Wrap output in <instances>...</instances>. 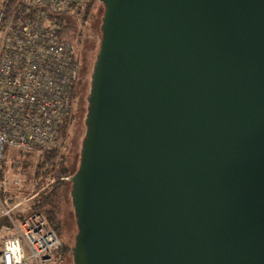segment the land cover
Returning a JSON list of instances; mask_svg holds the SVG:
<instances>
[{"label":"water","instance_id":"95a60500","mask_svg":"<svg viewBox=\"0 0 264 264\" xmlns=\"http://www.w3.org/2000/svg\"><path fill=\"white\" fill-rule=\"evenodd\" d=\"M98 1L73 264H264V0Z\"/></svg>","mask_w":264,"mask_h":264},{"label":"built area","instance_id":"2783aa9c","mask_svg":"<svg viewBox=\"0 0 264 264\" xmlns=\"http://www.w3.org/2000/svg\"><path fill=\"white\" fill-rule=\"evenodd\" d=\"M89 0H1L0 171L7 150L41 154L60 145L71 115L78 60L62 37L63 20ZM5 174L0 177V264H51L61 246L40 214L19 219L10 207Z\"/></svg>","mask_w":264,"mask_h":264},{"label":"rangeland","instance_id":"374dc122","mask_svg":"<svg viewBox=\"0 0 264 264\" xmlns=\"http://www.w3.org/2000/svg\"><path fill=\"white\" fill-rule=\"evenodd\" d=\"M103 12V5L96 1L88 14L79 17L73 24L74 26L67 27L62 34L64 39L72 43L77 58L80 60L82 71L75 89L71 118L69 117L70 119L61 132L58 147V160L64 161L63 164L68 171L67 175L61 179L53 177L39 184L42 180L36 174L35 165L40 162L41 154L29 156L12 150H7L5 153L7 166L5 176L7 180L10 184L16 180L20 183L17 188L8 186L6 196L11 199L8 205L12 207L20 201H25L22 206L17 207L16 216L19 213L27 214L26 212L29 211L28 209L35 198L44 191H50L51 187L57 184L56 182L61 183L57 188L54 201L56 203L55 222L59 226L60 241L69 250L68 254L62 258L61 264H73L72 249L77 227L70 198L71 183L69 178L74 175L79 166L81 144L86 130L84 122L88 106L87 98L90 91L92 70L101 41L100 25ZM20 161L31 162L33 167L22 169L18 166ZM54 263L53 261L51 264Z\"/></svg>","mask_w":264,"mask_h":264},{"label":"trees","instance_id":"16d2710c","mask_svg":"<svg viewBox=\"0 0 264 264\" xmlns=\"http://www.w3.org/2000/svg\"><path fill=\"white\" fill-rule=\"evenodd\" d=\"M96 1L98 2V0H89L85 4L84 7L79 8L77 10V12L74 16H66L64 18V20L62 21L64 31H65V29H67V27L74 26L73 24L75 23V21L79 17H82L86 13L88 14L89 11L92 9L93 4ZM100 32H101V30H100ZM101 35H102V33H101ZM77 82H76L75 87H74V94H75ZM73 100H74V96H73ZM70 118H68L65 121L64 125L60 129V135L64 129L65 124L67 123V121ZM19 153L22 155H29V156L34 155L31 153H29V154L23 153V152H19ZM63 162L64 161L62 159L58 160V147L50 150L49 152L41 153V160H40V162H38L35 165L36 174H37V176L39 175L41 177V180H42L39 184H42L47 179H51L53 177H55L57 179L58 178L61 179L63 176L67 175L68 171H67V168L65 167V165L63 164ZM18 166H20L22 169H29V168L33 167V164L31 162L20 161ZM18 166H15V167H18ZM6 167L7 166H6V158H5L4 163L2 164V170L0 171V177H3V175L6 173V171H7ZM56 183H57L56 185H53L51 187L50 191H48V192L44 191L37 198H35V200L33 201V203L31 204V206L28 209L29 211L26 213L27 214L36 213V214H40L41 216H43L47 222L48 227L51 228L57 234V236L60 239L59 226L55 222L56 203L54 201H55V197H56L55 195L57 193V188L61 183H59V182H56ZM6 195L7 194H3V196H6ZM27 214L19 213L17 215V218L21 219V218H23V216H25ZM68 252H69V250L66 247H64L62 242H61L60 248L54 252V256H53V259H54L53 261L55 262L54 264H61L62 258H64V256H66V254H68Z\"/></svg>","mask_w":264,"mask_h":264},{"label":"flooded vegetation","instance_id":"af4514ba","mask_svg":"<svg viewBox=\"0 0 264 264\" xmlns=\"http://www.w3.org/2000/svg\"><path fill=\"white\" fill-rule=\"evenodd\" d=\"M77 60H78V67H79L78 80L77 81H79V78H80V75L82 74V71H81V68H80V60H79V58H77ZM77 84H78V82H77Z\"/></svg>","mask_w":264,"mask_h":264}]
</instances>
